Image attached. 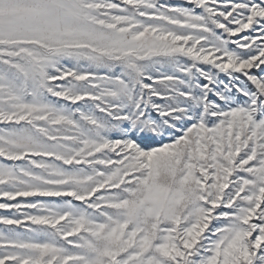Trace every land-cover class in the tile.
I'll list each match as a JSON object with an SVG mask.
<instances>
[{"label": "snow or ice", "instance_id": "6c2138e0", "mask_svg": "<svg viewBox=\"0 0 264 264\" xmlns=\"http://www.w3.org/2000/svg\"><path fill=\"white\" fill-rule=\"evenodd\" d=\"M0 264H264V0H0Z\"/></svg>", "mask_w": 264, "mask_h": 264}]
</instances>
